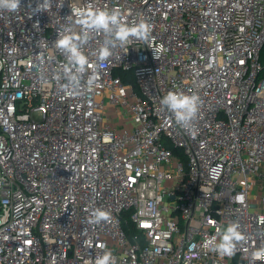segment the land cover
<instances>
[{
	"label": "built area",
	"instance_id": "obj_1",
	"mask_svg": "<svg viewBox=\"0 0 264 264\" xmlns=\"http://www.w3.org/2000/svg\"><path fill=\"white\" fill-rule=\"evenodd\" d=\"M37 3L0 10V264H95L108 249L116 264H264V0ZM89 5L151 36L101 62L106 36L90 33L73 88L54 43ZM169 91L200 96L194 136L161 106ZM229 222L246 239L222 258L205 242Z\"/></svg>",
	"mask_w": 264,
	"mask_h": 264
},
{
	"label": "clouds",
	"instance_id": "obj_2",
	"mask_svg": "<svg viewBox=\"0 0 264 264\" xmlns=\"http://www.w3.org/2000/svg\"><path fill=\"white\" fill-rule=\"evenodd\" d=\"M50 0L37 3L35 12H47ZM20 9V0H0V10L17 12ZM72 14L76 17L75 23L80 26V32L72 28H65L58 33L54 47L66 55L68 64L64 66V73L73 88L79 87L81 77L88 71L89 60L82 51L89 42V34L102 32L106 39L98 50V59L103 62L112 55V49L117 45H128L135 41L147 42L151 36V24L146 20L127 22L118 10L93 9L91 5L85 8L71 7ZM91 83V78H89ZM201 98L197 94H186L181 91H169L160 100L163 108L168 110L175 118V122L191 135L196 134L194 121L197 118L201 106ZM108 218V213L100 208L91 213L92 223H100ZM215 223V222H213ZM246 239L240 231L238 222H229L225 226L216 228V235L205 242L210 250L219 256L232 257L237 250V244ZM254 260L264 261V247L252 253ZM95 264H116L113 252L108 249L99 255Z\"/></svg>",
	"mask_w": 264,
	"mask_h": 264
},
{
	"label": "trees",
	"instance_id": "obj_3",
	"mask_svg": "<svg viewBox=\"0 0 264 264\" xmlns=\"http://www.w3.org/2000/svg\"><path fill=\"white\" fill-rule=\"evenodd\" d=\"M260 61L264 64V49L261 52ZM120 74H121V77H122V79H123L124 82L131 81L132 82V85L136 89V86L133 84V79H132L131 75H128V73H126V72H120ZM171 148L174 150V152H176V153H178V154L181 155V150H179L176 147L175 148L174 147H171ZM125 219H126V222H125L124 226H125L126 233L128 235H131L132 233H134L136 231H135L133 225L129 222L127 216L125 217Z\"/></svg>",
	"mask_w": 264,
	"mask_h": 264
},
{
	"label": "rangeland",
	"instance_id": "obj_4",
	"mask_svg": "<svg viewBox=\"0 0 264 264\" xmlns=\"http://www.w3.org/2000/svg\"><path fill=\"white\" fill-rule=\"evenodd\" d=\"M105 109H103V112L105 113V112H107V114L108 113H113V111H114V109L113 108H111V105H109V106H107V105H105V107H104Z\"/></svg>",
	"mask_w": 264,
	"mask_h": 264
}]
</instances>
